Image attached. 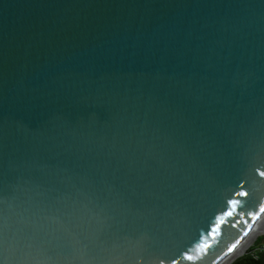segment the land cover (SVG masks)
Here are the masks:
<instances>
[{
    "label": "water",
    "instance_id": "obj_1",
    "mask_svg": "<svg viewBox=\"0 0 264 264\" xmlns=\"http://www.w3.org/2000/svg\"><path fill=\"white\" fill-rule=\"evenodd\" d=\"M257 226L264 0H0V264H228Z\"/></svg>",
    "mask_w": 264,
    "mask_h": 264
},
{
    "label": "trees",
    "instance_id": "obj_2",
    "mask_svg": "<svg viewBox=\"0 0 264 264\" xmlns=\"http://www.w3.org/2000/svg\"><path fill=\"white\" fill-rule=\"evenodd\" d=\"M260 238H256V242ZM228 264H264V252H259L255 257H252L249 253V249H246L242 254L238 255Z\"/></svg>",
    "mask_w": 264,
    "mask_h": 264
},
{
    "label": "bare ground",
    "instance_id": "obj_3",
    "mask_svg": "<svg viewBox=\"0 0 264 264\" xmlns=\"http://www.w3.org/2000/svg\"><path fill=\"white\" fill-rule=\"evenodd\" d=\"M263 228H264V226L263 227L262 226H257L254 229L253 233L249 237L245 238L240 244H238V246L233 251L234 253L231 254L230 258L235 257L237 254L243 253L244 250L246 249V247L248 246V244L250 243L251 238H253L257 233L264 232V229Z\"/></svg>",
    "mask_w": 264,
    "mask_h": 264
},
{
    "label": "built area",
    "instance_id": "obj_4",
    "mask_svg": "<svg viewBox=\"0 0 264 264\" xmlns=\"http://www.w3.org/2000/svg\"><path fill=\"white\" fill-rule=\"evenodd\" d=\"M260 234H262L259 237L260 239L256 242V237H254L246 248L249 249V253L252 257H255L259 252H264V232Z\"/></svg>",
    "mask_w": 264,
    "mask_h": 264
},
{
    "label": "rangeland",
    "instance_id": "obj_5",
    "mask_svg": "<svg viewBox=\"0 0 264 264\" xmlns=\"http://www.w3.org/2000/svg\"><path fill=\"white\" fill-rule=\"evenodd\" d=\"M260 233H262V232H260ZM260 233H257L254 237H256V238H259L262 234H260ZM247 248V247H246ZM246 250V249H245ZM244 250V251H245Z\"/></svg>",
    "mask_w": 264,
    "mask_h": 264
}]
</instances>
